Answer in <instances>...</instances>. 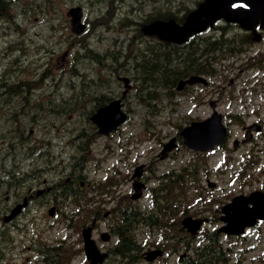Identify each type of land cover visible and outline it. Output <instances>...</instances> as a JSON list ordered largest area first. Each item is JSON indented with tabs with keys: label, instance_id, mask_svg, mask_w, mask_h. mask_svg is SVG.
Here are the masks:
<instances>
[{
	"label": "rangeland",
	"instance_id": "1",
	"mask_svg": "<svg viewBox=\"0 0 264 264\" xmlns=\"http://www.w3.org/2000/svg\"><path fill=\"white\" fill-rule=\"evenodd\" d=\"M194 1L196 0H186L185 2L187 6H191ZM73 2V5H79L84 8L86 20L88 17L90 21H93L101 15L100 8L105 11L109 7L111 0H105L103 4H99L98 0H19L13 7L9 8V12L15 14L13 16H16V14L24 9L30 11L26 14H19L18 20H16V23L21 24V26L27 30L25 37L20 36L19 30L11 23V17L1 18L0 15V52H3V46L10 40H13L15 45L23 40L26 42V57H24L23 62L26 64L24 69L27 70H23L21 74L23 79L33 81L34 78H38L37 72H39V64L42 62L51 68L52 73L58 75L59 72L70 69L72 53H78L77 61L79 54L80 56L84 54L85 51L83 49L81 50L82 44L78 43L79 40L71 37L72 34L69 24L67 22L65 23V12L67 7ZM132 4L137 5L136 1H133ZM121 5L122 4H118L119 7ZM26 6L28 8H25ZM130 9L131 8L128 10ZM34 17L38 18V22L34 20ZM21 22H23V24ZM108 26L109 25L102 29L94 30V35L87 41V46L89 48L103 54L113 46L114 40L118 35L115 32L106 31ZM52 27H54V29H52ZM52 30H54V33H52ZM121 37L119 38L123 39V36ZM70 39L71 45L69 46L68 41ZM34 43L36 44L35 46H33ZM30 44L32 46H30ZM117 46L119 50V44H117ZM257 48L263 49L261 44H258ZM67 49L70 51L69 56L66 58L65 62H62L61 59ZM50 51H52V53H50ZM256 52L259 51L257 50ZM29 53L34 54V59L29 56ZM248 56L250 55L241 57L245 60ZM14 58L15 55L12 59ZM68 59H70L69 64L67 63ZM4 63H7V61L5 60V62H3V60L0 59V72L3 69L5 71L8 69L7 65ZM79 67L80 69L83 68L81 64ZM240 69L242 68L238 69V67H235L234 63L233 65H228L220 69L215 77V86L210 91L215 92L223 88L224 93L229 94L234 90V95L236 96L243 87L241 83L246 81L249 77L250 80H252L256 73L255 70L248 71L246 68H243L246 72H239ZM82 72H85L83 73L85 77L89 74V71L86 70H82ZM233 73L238 74V81L235 85H233L235 79H233ZM70 76L71 75L68 73V75L57 78H62L64 85L55 95H50L49 98H58L60 100L65 96H69L71 90L65 86L71 83V80L75 83L77 98L81 101L86 98L87 93L82 90L84 80L81 77L72 79ZM225 76H227L226 79ZM259 81L262 82L264 79L260 78ZM48 84L47 82L39 84L41 87L39 88L40 90L36 89L34 92L35 97H42V99L47 100V94L49 93V91H47ZM246 88V92L241 100L237 99L234 101L235 106L230 105L226 98H222L221 104H219L220 107H218V111L222 114L227 113L228 115H236L237 113H245L246 115L241 116L245 118L242 124H233L231 120L225 119L229 131V149L231 150H229L227 154L217 151L213 157H211V155L207 157L201 155V157L195 158V155L181 146L171 157L165 160L160 159L163 145L173 137L178 138L179 133L177 127L179 125H185L190 120H195L198 117L205 118L211 114L212 111L207 104L196 107L189 102H185L182 106L165 105V103H163L156 104L155 107L139 109L134 97H129V109L132 111V114H130V121L110 138L103 137L97 139L89 152V156H92L94 161L87 163L85 172L94 181L93 186H97L99 182H105L108 176L113 175L116 169L114 164H116L120 171V175L118 176L120 184L116 186V195L127 201L124 197L128 196L129 199L130 193L133 191L130 179L134 169L139 165L145 164L148 168V172L144 174L147 189L144 191L143 198L137 201V203L142 206V208H148L151 207L152 197L149 188L158 186V176L172 171H180L182 167L190 168L196 163L200 167L206 166L208 172H205V168H203V173L199 170L198 174L202 173L200 177L203 176V186L206 185L208 179L217 184V190L213 194L215 199L219 202L213 203L212 208L205 205L204 203H207L204 202L206 199L205 197L209 192L206 191V188H202L200 193L204 192V197L200 199L197 198V200L201 201L196 203L195 207L194 205L190 206L193 202L192 191L189 193V199H192L190 203L189 200L184 199L182 204L184 206L188 205L190 212L192 211L200 216V218H207L208 222H211L204 226L205 231L207 229H216L221 225L218 219L221 215L220 207L226 205L235 196L241 194L249 195L261 188L264 190V133L262 136L254 134L256 137L252 140V143L244 142V126H250L253 122H256L259 117L264 118V108H257L259 105L264 104V100L259 95L261 91L260 84ZM253 88L257 90L256 93L249 91V89ZM239 101L242 104L240 106L238 103ZM63 106L65 105H61V107ZM137 110L138 115H135ZM81 112V110H79L78 113L75 111L72 113L67 111L63 112L62 116L57 118L50 117L45 112H42L44 121L42 124V136L51 132L49 138L54 146L53 152L57 151L56 155L58 157H60V154L65 156L63 161L64 165H67V169H70V165L73 161L71 155L77 154L76 148L78 145L74 139V135L80 133L78 130L81 129L88 130L89 132L91 131V127L84 125L82 119H80ZM247 114L249 116H247ZM262 123L264 124V120ZM42 136H39V133H37L33 138L39 139L40 137L41 139ZM234 141L239 142L236 150H234L233 146ZM90 145H92V142ZM228 158L230 159V163H228L227 166L222 165L223 159L227 160ZM191 160L192 163H190ZM203 163L207 164L204 165ZM189 168L184 171L185 174L191 170ZM50 173L51 172H45V174H42L47 175L43 180H48L49 182L56 181L63 174L58 171H53L52 175H49ZM48 186H53V184H48ZM177 194L178 190L174 192V195ZM226 196H228V200L225 198ZM46 200H59L60 206L58 207L60 211L58 213L61 215L58 218L56 216L54 219L48 217L46 208L50 204L46 205L41 210L43 214L41 220L42 225L40 226V231L37 233V240L33 236L34 231L32 230L23 235L11 233V237H7L8 242L0 235V240H3V244L0 245V250L5 249L7 246L12 247L14 245L17 248L15 258L10 254H6V259H0V264H40L36 261L38 254L33 250V244L37 243V248L44 249V247L55 243L56 239L59 240L63 238L67 223L66 214H68L73 207L68 205L62 206V201L60 199H55L54 195L47 197L43 200V203H46ZM216 209H219L217 213V220H219V222L213 221L214 215L212 212ZM36 216L40 218L39 214H36ZM54 223L57 224L55 228L52 229ZM260 227V231L250 230L247 233L246 239L243 241L233 239L229 242L226 240V242L233 243L229 246L234 247L236 251L231 253L230 260L227 264H238V261H241V264H264V225ZM58 229H61L59 230L60 232H58ZM258 233H261V235H258ZM75 238H77V236L74 234L73 238H71V242H73V248L77 249L78 240ZM178 257H180V255L171 256L168 261L163 264H180ZM73 264H81V260L75 261Z\"/></svg>",
	"mask_w": 264,
	"mask_h": 264
},
{
	"label": "flooded vegetation",
	"instance_id": "2",
	"mask_svg": "<svg viewBox=\"0 0 264 264\" xmlns=\"http://www.w3.org/2000/svg\"><path fill=\"white\" fill-rule=\"evenodd\" d=\"M217 26L218 25L216 24L212 31L211 37H194L188 40L184 45L173 46L168 43H158L157 45L159 46H157L152 53L135 55L134 64L143 63L154 66L155 68L159 67L160 65L164 69V67H166L167 63L169 62L167 51L169 49L180 50L183 52L179 53V57L182 58L183 79L192 77L194 75H200L207 78L209 81L205 88L207 90H204L203 88V92L207 93L214 88V84L211 79L216 74L215 69L217 66V60L219 58L218 51L224 47L222 43L223 37L218 36ZM232 26V24L226 23L224 24L222 30L224 33H229L228 30H231L230 28ZM231 31L232 34L236 33L235 30ZM239 34L240 33L234 35L237 37ZM251 35L252 33H246L245 37L247 38ZM206 40H211L212 42L211 46L209 47L210 52H208V49L202 50V44ZM159 49L161 50L160 53H158ZM213 49H215V51L211 52ZM126 58L130 59L131 56L129 55ZM158 58H161V60H155ZM126 63H124V65H126ZM180 63L181 61L179 64ZM69 84L70 83H68L65 87H67ZM202 85L203 84L199 83L197 86H192L191 89L186 86V90L181 95L180 103H183L192 92L195 93L202 91ZM0 87V143L4 144L7 134L11 137V134L6 132L9 122L12 123L13 128L10 130L13 131V138L19 137L20 140H23V135H25V123L35 125L39 122V118L41 116V113L37 110L35 99L31 94V86H26L24 82L21 84L17 75L10 72L6 73L5 71L4 73L0 74ZM213 93V91H210V94ZM216 102H218V100H216ZM106 250L110 254V249L108 246L106 247ZM112 252H114V249ZM107 263L108 260L103 264Z\"/></svg>",
	"mask_w": 264,
	"mask_h": 264
},
{
	"label": "water",
	"instance_id": "3",
	"mask_svg": "<svg viewBox=\"0 0 264 264\" xmlns=\"http://www.w3.org/2000/svg\"><path fill=\"white\" fill-rule=\"evenodd\" d=\"M238 0H208V2L203 5L204 8L202 9L201 12H196L192 15L189 24L185 27L188 29H193L196 27V25H200L201 24V20H200V15L202 14H207L209 19L212 18H216L219 16H226L225 13V9L226 7L231 8L232 5ZM241 8H238L235 12H233V16L235 18H229L232 20H240L241 18L239 17L242 13L240 12ZM210 13V14H209ZM236 13V14H235ZM244 19H241L240 21L243 22ZM187 30V29H186ZM150 31L152 33H159L160 35H168L171 34L173 36H181L183 29H179L177 28L173 23H168V24H161V23H157L154 24L153 26L150 27ZM104 110V109H103ZM119 110L117 107H115L114 105L108 107L107 109H105L99 116L102 118H106L105 116L109 117V116H113L114 119L109 120V118L107 120L104 121H97L96 123L99 125L100 127V133H108L109 131H111L112 129L116 128L122 121H124V117L122 118H118L117 116H119ZM206 124H193L192 127L188 128L185 130V134L189 133L186 135V139L187 142L194 145V141L193 138L196 137V135L198 134V132L205 130V126ZM189 135H191V137H189ZM215 142L211 143L210 145L206 146V147H200L201 149H208L210 147H212L214 145ZM173 148L172 144L168 147H166V150L164 151V156H165V152L167 150H171ZM141 175V169H138L135 173V176L139 177ZM142 185L138 184L136 186V190H137V194L134 196L135 198L139 197L141 195L140 189H141ZM194 223H196L195 221L192 220V218H187L184 221V225L185 227H187L190 231L193 232V230H195L197 227H195ZM85 242H86V252L87 254L93 259L92 264H95L96 261L100 260V255L98 253V250L96 248V246L94 245V243L91 241L90 239V234L89 231L85 232Z\"/></svg>",
	"mask_w": 264,
	"mask_h": 264
},
{
	"label": "trees",
	"instance_id": "4",
	"mask_svg": "<svg viewBox=\"0 0 264 264\" xmlns=\"http://www.w3.org/2000/svg\"><path fill=\"white\" fill-rule=\"evenodd\" d=\"M175 1L176 0H173V2ZM170 4H172V1H170ZM176 59L179 60V56H177ZM155 60H161V58H158ZM164 78H166L165 69H163L162 66L159 65V67L152 68L150 70L149 79L147 80V83H151V84L153 83L154 85L156 84L158 85L162 82ZM27 85L28 84H26V86ZM42 108H46V107L43 106ZM68 175L70 176L69 184H71V182L73 181V177L70 173ZM161 190L163 191V187H161ZM157 204L158 206H156V212L154 211L150 212L148 216L149 218L146 219L147 221L153 223L157 220V216L159 214L163 215L167 210L168 212L171 211L168 208V203H164V205L161 204L160 206L159 201L157 200ZM122 219H123V225L119 229L118 232L120 236H123V240L117 244V246L114 248V252L118 257H121L122 259H125L126 261H128L129 260L128 258L131 255L137 254V247L130 238H125L124 235L126 234L125 230L131 224V222L135 219V217H133V215L131 214H126L124 212V213H121V220ZM171 225L173 226L174 224H171ZM209 236H210V239H212L213 243H208L201 247L197 246L194 252L195 253L194 256L192 258L187 257V259L190 260V264H208L210 262H214V260L219 261V262L226 261V257H224V254L222 253V250H221V244L218 243L217 238L215 239L216 237L215 234H210ZM215 244L217 245V247L214 248L213 246Z\"/></svg>",
	"mask_w": 264,
	"mask_h": 264
}]
</instances>
